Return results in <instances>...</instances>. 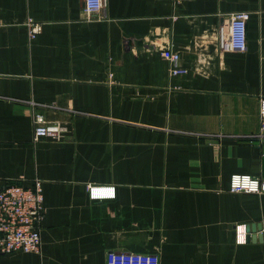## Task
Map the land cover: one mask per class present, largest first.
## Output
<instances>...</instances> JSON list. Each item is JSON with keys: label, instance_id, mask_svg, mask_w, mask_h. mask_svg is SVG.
<instances>
[{"label": "crops", "instance_id": "obj_1", "mask_svg": "<svg viewBox=\"0 0 264 264\" xmlns=\"http://www.w3.org/2000/svg\"><path fill=\"white\" fill-rule=\"evenodd\" d=\"M235 11L244 52L227 49ZM168 49L185 74L168 75ZM260 97L264 0H103L91 20L83 0H0V181L39 178L45 205L40 252L0 264H264V192L228 191L232 173L264 181ZM34 112L66 137L34 139Z\"/></svg>", "mask_w": 264, "mask_h": 264}, {"label": "built area", "instance_id": "obj_2", "mask_svg": "<svg viewBox=\"0 0 264 264\" xmlns=\"http://www.w3.org/2000/svg\"><path fill=\"white\" fill-rule=\"evenodd\" d=\"M172 5H179L184 0H168ZM103 7V0H83V11L87 20L93 19ZM176 15H172L175 18ZM249 12L235 11L228 15L227 49L244 52L247 49V20ZM24 26L27 38L33 41L42 30V23L27 17ZM168 62V75L185 74L187 69L179 65L180 55L171 49L162 53ZM259 129L255 137L264 141V97L259 98ZM33 137L61 140L66 137L67 128L61 123L45 122L43 115L32 113ZM228 191L231 193L264 192V181L258 177L243 173H232ZM92 199L113 196L114 187H88ZM45 214L42 181L33 178L29 183L18 181H0V253L34 252L41 247V226ZM105 264H159L155 253H134L129 251H108Z\"/></svg>", "mask_w": 264, "mask_h": 264}, {"label": "water", "instance_id": "obj_3", "mask_svg": "<svg viewBox=\"0 0 264 264\" xmlns=\"http://www.w3.org/2000/svg\"><path fill=\"white\" fill-rule=\"evenodd\" d=\"M256 229H258V226L256 228L254 226H251L252 233H255ZM255 238L260 240V236L259 235H257V236L256 235H252L251 239L254 240Z\"/></svg>", "mask_w": 264, "mask_h": 264}]
</instances>
